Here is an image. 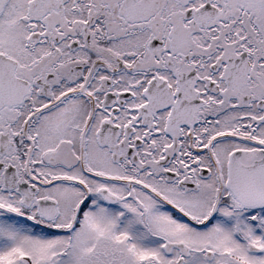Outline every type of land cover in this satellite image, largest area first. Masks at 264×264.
<instances>
[{"label":"snow or ice","instance_id":"1","mask_svg":"<svg viewBox=\"0 0 264 264\" xmlns=\"http://www.w3.org/2000/svg\"><path fill=\"white\" fill-rule=\"evenodd\" d=\"M0 264H264V0H0Z\"/></svg>","mask_w":264,"mask_h":264}]
</instances>
